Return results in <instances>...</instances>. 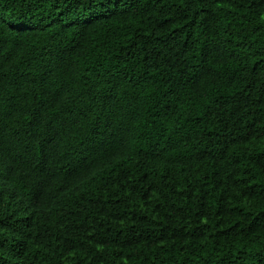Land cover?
Returning a JSON list of instances; mask_svg holds the SVG:
<instances>
[{"label": "trees", "instance_id": "1", "mask_svg": "<svg viewBox=\"0 0 264 264\" xmlns=\"http://www.w3.org/2000/svg\"><path fill=\"white\" fill-rule=\"evenodd\" d=\"M0 264H264V0H0Z\"/></svg>", "mask_w": 264, "mask_h": 264}]
</instances>
